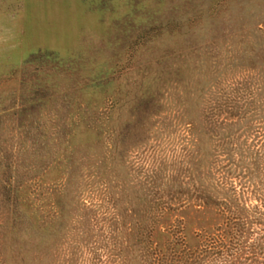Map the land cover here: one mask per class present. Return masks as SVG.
Masks as SVG:
<instances>
[{
    "label": "rangeland",
    "instance_id": "obj_1",
    "mask_svg": "<svg viewBox=\"0 0 264 264\" xmlns=\"http://www.w3.org/2000/svg\"><path fill=\"white\" fill-rule=\"evenodd\" d=\"M201 189L212 263L264 264V0H0V264H111Z\"/></svg>",
    "mask_w": 264,
    "mask_h": 264
},
{
    "label": "trees",
    "instance_id": "obj_2",
    "mask_svg": "<svg viewBox=\"0 0 264 264\" xmlns=\"http://www.w3.org/2000/svg\"><path fill=\"white\" fill-rule=\"evenodd\" d=\"M196 192L192 203L181 202L179 206L173 207L164 202L158 206L157 215L156 210L148 209L143 213V219H137L134 224L123 226L132 234V238L123 241L118 251L115 244V254L110 257L111 264H147L149 259L153 262L148 264H214L212 263V261L216 262L214 259L220 260L226 246L224 239L232 238L238 224L228 218L222 204L218 205V199L215 200L219 192L216 194L211 189L209 192L205 189ZM14 193L15 191L8 192L9 196ZM164 194L162 192L158 200H163ZM36 212L38 215V209ZM184 212L191 213L197 219L191 223L193 225L191 233L186 228ZM151 215L156 216V221L151 220L155 217ZM210 215L213 218L206 221L205 216ZM16 217L19 219V212ZM17 218H13L8 227L14 240L19 241L16 229L19 228L20 223L17 222ZM36 223L41 231L46 229L47 222L44 219ZM211 225H213L212 229ZM214 228L218 229L215 234L212 233ZM219 230L223 231L222 234H219ZM155 236H158V243L154 240ZM20 262L26 264V258L23 257Z\"/></svg>",
    "mask_w": 264,
    "mask_h": 264
}]
</instances>
